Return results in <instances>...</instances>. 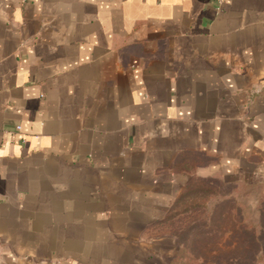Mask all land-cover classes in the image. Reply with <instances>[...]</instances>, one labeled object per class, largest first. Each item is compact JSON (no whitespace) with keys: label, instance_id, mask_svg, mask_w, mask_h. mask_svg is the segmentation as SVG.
I'll use <instances>...</instances> for the list:
<instances>
[{"label":"crops","instance_id":"0c3cea01","mask_svg":"<svg viewBox=\"0 0 264 264\" xmlns=\"http://www.w3.org/2000/svg\"><path fill=\"white\" fill-rule=\"evenodd\" d=\"M211 181L264 189V0H0V264L166 261Z\"/></svg>","mask_w":264,"mask_h":264},{"label":"rangeland","instance_id":"374dc122","mask_svg":"<svg viewBox=\"0 0 264 264\" xmlns=\"http://www.w3.org/2000/svg\"><path fill=\"white\" fill-rule=\"evenodd\" d=\"M211 182L172 213L168 231L177 240L175 256L152 263L264 264V189Z\"/></svg>","mask_w":264,"mask_h":264},{"label":"built area","instance_id":"2783aa9c","mask_svg":"<svg viewBox=\"0 0 264 264\" xmlns=\"http://www.w3.org/2000/svg\"><path fill=\"white\" fill-rule=\"evenodd\" d=\"M47 264H66V262L61 259H55V260L48 261Z\"/></svg>","mask_w":264,"mask_h":264}]
</instances>
